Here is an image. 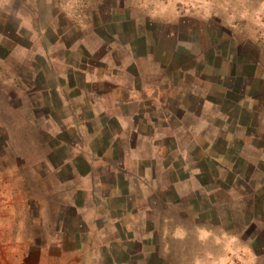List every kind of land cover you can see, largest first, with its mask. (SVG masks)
Instances as JSON below:
<instances>
[{"label":"rangeland","instance_id":"rangeland-1","mask_svg":"<svg viewBox=\"0 0 264 264\" xmlns=\"http://www.w3.org/2000/svg\"><path fill=\"white\" fill-rule=\"evenodd\" d=\"M0 264H264V0H0Z\"/></svg>","mask_w":264,"mask_h":264},{"label":"trees","instance_id":"trees-1","mask_svg":"<svg viewBox=\"0 0 264 264\" xmlns=\"http://www.w3.org/2000/svg\"><path fill=\"white\" fill-rule=\"evenodd\" d=\"M158 39H159V37H158ZM158 39H155L152 41V40H147V37L145 35H139V34L135 35L129 41L132 55L135 57L136 60H140L141 58H144V57H150V58L153 57V58H155V62L163 67V65L165 63L164 58L160 60L158 54L157 55L154 54V49H155V45H156L155 42L161 41V39H159V40ZM176 43H177V41H175L173 43L174 46L170 52L175 53V51L183 50V47H181L179 44L176 45ZM189 55L191 58L189 56L185 57L184 52H181L177 57H175V67L169 73H171L172 76H174L177 74V72H180L179 75L177 74L175 76L177 80L180 79V81H182V80H185V78L191 77L192 73H189V72H191V71L193 72L196 70L197 63H198L197 58H196V56H194V58H193V54H191V53ZM209 70H211V75L209 74V72L207 70H206L207 74L203 71L202 75L204 78L208 77V80L213 81V78H217L216 74H218V73L215 71V67H211V69H209ZM230 90H232V92L239 90V86L238 85L231 86V89H229V91ZM207 100H208L207 103L209 105L204 104L202 106L201 101H200L199 110L207 118H210L211 114L206 115V113H208L209 110L212 109L210 107V103L212 102V99L207 98ZM133 102L136 103V101L134 99L126 100V105H128L127 107L131 108L133 105L132 104ZM183 102H185V101H183ZM183 102L182 101L178 102V104H179L178 107L181 109V111H191V110H187L188 103H183ZM208 107L210 109L207 110ZM197 110H198V108H197ZM200 111H191V112H192V114H195V116H196L197 114H200ZM105 122L106 123H105V127H104L103 131L98 132L95 135V142H94L95 147H93V149H94V152L99 153V151L100 152L103 151L105 153L111 147V148H113V151L115 154L117 151H119L118 150L119 149L118 148V146H119L118 145V139H119V133L118 132L119 131H117L115 129L113 130L112 125L113 124L117 125V121L114 117H111L109 120H107ZM115 141H116V144H115ZM98 144L103 145V147L105 149L100 150ZM71 211H73L72 208H71Z\"/></svg>","mask_w":264,"mask_h":264},{"label":"crops","instance_id":"crops-1","mask_svg":"<svg viewBox=\"0 0 264 264\" xmlns=\"http://www.w3.org/2000/svg\"><path fill=\"white\" fill-rule=\"evenodd\" d=\"M79 247V246H78Z\"/></svg>","mask_w":264,"mask_h":264}]
</instances>
